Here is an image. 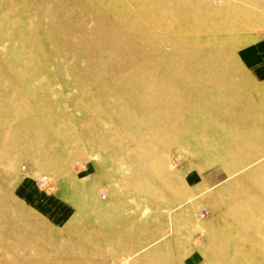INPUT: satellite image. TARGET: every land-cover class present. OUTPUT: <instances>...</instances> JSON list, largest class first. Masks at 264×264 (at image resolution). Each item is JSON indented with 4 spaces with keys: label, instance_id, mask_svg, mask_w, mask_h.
Wrapping results in <instances>:
<instances>
[{
    "label": "rangeland",
    "instance_id": "obj_1",
    "mask_svg": "<svg viewBox=\"0 0 264 264\" xmlns=\"http://www.w3.org/2000/svg\"><path fill=\"white\" fill-rule=\"evenodd\" d=\"M252 1L0 0V229L15 217L21 204L14 194L24 182L69 215L76 211L64 199L69 188L83 198L86 183L96 182V197L115 189L159 195L174 190L175 170L188 159L231 161L189 168L213 218L202 264H264V188L259 209L254 171L264 174V146L257 162H237L255 149L236 146L234 118L232 127L220 126L233 106L232 77L245 75L237 49L264 30L253 36L247 32L255 28H244L257 16ZM179 3L183 25L170 7ZM198 17L213 19L221 32L207 31ZM173 133L190 135V143L165 152ZM94 163L106 167L102 181L101 170L86 183L70 180ZM39 175L49 177L48 188L36 184ZM4 199L12 202L5 208ZM17 254L8 250L7 261Z\"/></svg>",
    "mask_w": 264,
    "mask_h": 264
},
{
    "label": "crops",
    "instance_id": "obj_2",
    "mask_svg": "<svg viewBox=\"0 0 264 264\" xmlns=\"http://www.w3.org/2000/svg\"><path fill=\"white\" fill-rule=\"evenodd\" d=\"M250 8L251 14H257L255 18V15L252 16L256 23L252 22L244 28H255L247 34L256 36L259 27L264 29V0L252 1ZM233 14L237 15L236 11L230 13ZM236 55L245 75L232 77L234 98L230 108L233 111L227 114L224 110L227 120L226 123L220 122V126L235 127L237 136L231 140L237 141L238 148L255 149L254 154L249 151L244 155L252 158L237 159V162H257L256 149L264 146V30L260 38L239 47ZM222 111L220 105V115ZM233 118L234 125L231 126ZM224 133V140L228 142V133ZM177 134H172L171 143H167L163 151H169L168 145H171L170 150L181 151L184 144L190 143L187 141L190 135L187 134L183 140L184 135ZM150 151L154 154L160 150ZM142 152L150 154L148 149ZM216 163H195L188 159L175 170L174 190L159 195H126L124 190L118 193L115 189L113 194L103 197H96L99 182L88 186L83 181L96 179L100 170L102 178L99 181L106 176V167L94 163L88 172L86 167L83 176L76 175L70 179L86 183V194L84 198L80 197L82 190L79 189L73 196L69 188L68 198L64 192V199L70 201L66 202L67 205L76 206L75 214L69 215L62 214L63 208H58L56 201L52 204L43 201L40 193L35 191L34 183L24 182L14 194L17 198L14 200H20L21 204L16 213L12 210L15 217L10 218L9 223L5 221V226L0 229V264H202L204 229L213 218L207 216L208 212L204 213L205 208L202 209L200 186L195 182L198 180L192 178L189 168ZM261 168L255 166L254 170L259 209L261 189L264 188ZM149 169L152 170L151 167ZM184 174L188 180L186 188ZM0 193L3 194V188H0ZM9 202L10 199H4L3 208ZM8 250L18 252V259L15 257L8 262Z\"/></svg>",
    "mask_w": 264,
    "mask_h": 264
},
{
    "label": "bare ground",
    "instance_id": "obj_3",
    "mask_svg": "<svg viewBox=\"0 0 264 264\" xmlns=\"http://www.w3.org/2000/svg\"><path fill=\"white\" fill-rule=\"evenodd\" d=\"M180 1H182V3H183V0H180ZM191 5V4H190ZM170 7H172L173 8V11L175 12V13H177L178 15H179V17H180V19H181V16L183 15L182 13L184 12V10L182 11V6L180 5V3L179 4H172ZM177 7L180 9V11H177ZM200 13H204L203 12V10H201V11H199V10H195V15L197 16V15H200L201 16V14ZM205 18L204 17H198V18H196V21L199 23V22H201V21H203ZM169 20V19H168ZM184 20H185V18H183V19H181L180 21H181V25H183L184 24ZM197 22H194V23H197ZM203 22H205L206 24H208L209 26L207 27V25H206V29H207V31H209V32H214V33H216L214 30H216L218 33L219 32H221V31H219V29H221V28H219L218 27V25H219V23H213L214 22V20L213 19H209V20H206V21H203ZM171 23L173 24L174 22H172L171 21ZM177 23H179V22H177ZM167 24H169V21H167ZM180 24V23H179ZM215 24L217 25V26H215ZM231 23H229L228 22V24H226V23H222V28H224V29H226V28H228V25H230ZM239 27H243L241 24H239L238 25V28ZM201 30V25H198V24H195V27H193L192 28V31H196V32H199ZM180 32H183V33H185L186 32V29L184 28H180V30H179ZM184 35V34H183ZM180 37H182V35L180 36ZM183 41L181 40V43H182ZM184 47V46H183ZM186 47V46H185ZM179 48V47H178ZM178 48H176V51H177V49ZM180 49V48H179ZM183 49V48H182ZM185 49V48H184ZM183 49V50H184ZM172 50V49H171ZM170 52V51H169ZM178 52V51H177ZM180 55V54H179ZM178 55V56H179ZM177 56V55H176ZM175 56V57H176ZM173 58V57H172ZM202 60V59H201ZM199 61V60H198ZM198 61H196V65H200V64H204L203 62H200V63H198ZM205 62V61H204ZM201 68V67H200Z\"/></svg>",
    "mask_w": 264,
    "mask_h": 264
},
{
    "label": "built area",
    "instance_id": "obj_4",
    "mask_svg": "<svg viewBox=\"0 0 264 264\" xmlns=\"http://www.w3.org/2000/svg\"><path fill=\"white\" fill-rule=\"evenodd\" d=\"M85 167V165L83 166ZM81 167V168H83ZM49 177L47 175H39L37 178H36V184L40 187V188H43V189H46L49 187ZM104 196V195H103Z\"/></svg>",
    "mask_w": 264,
    "mask_h": 264
}]
</instances>
